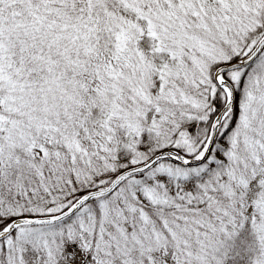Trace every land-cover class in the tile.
Here are the masks:
<instances>
[{
  "label": "snow or ice",
  "instance_id": "obj_1",
  "mask_svg": "<svg viewBox=\"0 0 264 264\" xmlns=\"http://www.w3.org/2000/svg\"><path fill=\"white\" fill-rule=\"evenodd\" d=\"M0 264H264V0H0Z\"/></svg>",
  "mask_w": 264,
  "mask_h": 264
}]
</instances>
